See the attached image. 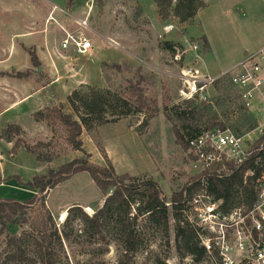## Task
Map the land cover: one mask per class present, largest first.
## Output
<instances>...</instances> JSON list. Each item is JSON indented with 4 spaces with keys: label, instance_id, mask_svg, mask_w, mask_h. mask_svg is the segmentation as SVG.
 Masks as SVG:
<instances>
[{
    "label": "rangeland",
    "instance_id": "1",
    "mask_svg": "<svg viewBox=\"0 0 264 264\" xmlns=\"http://www.w3.org/2000/svg\"><path fill=\"white\" fill-rule=\"evenodd\" d=\"M87 2L92 8L88 16V27L102 31L108 37V43L98 38L99 48L96 56L91 58L77 56L71 51L74 56L73 65L76 69L82 67V75L86 74L89 85L104 88L98 65L117 62L121 65V72L111 70L105 79L106 89L117 94L124 93L128 82H136L140 75L143 78L141 87L144 97L148 100V113H152L153 117L145 125H140L141 116H131L97 127L91 132L83 131V150L89 155L91 164L104 166L105 161L98 147L102 148L118 175L128 174L140 180L152 179L158 184L162 197L169 203L171 194L194 181L198 174L192 166L186 146L176 144L172 123L164 113L167 108L182 104L187 99L180 94L183 89L179 77L180 67L172 61V54L161 50L158 44L173 42L181 45L186 50L185 63H191L195 56L189 50V45L196 42L199 46L196 55L200 58L198 67L201 70L211 75L231 71L245 57L264 52V0H206L207 7L200 9L193 23L187 27L179 26L171 19L164 25L156 23L157 15L152 10L153 0H79L69 10L66 9L65 0H0V76L13 81L25 80L17 77V74L27 72L29 77L26 79L46 85L48 80L43 79V76L48 67L43 64L35 70L30 66L28 56V51H35L34 46L39 45L38 37L43 36V33H40L41 36L37 33L33 38H26L24 34H31L45 27L52 33L63 25L75 28V22L87 16ZM49 16L53 20L47 21ZM154 19L157 26L151 27ZM169 25L173 29L165 33L163 28ZM88 29L83 31L86 38L91 36ZM201 37L207 40L209 53L204 54L199 41ZM191 39L195 41L191 42ZM53 40L54 37L51 38ZM56 64L60 67L58 61ZM62 68L64 71L65 67ZM227 76L229 77H223L209 87L204 99L197 98L198 103L206 104L209 117H216L232 134L236 135L233 130L238 128L241 134L236 136L247 134L257 139L261 135L255 131L256 127L249 132H246V128L248 123H256L257 126L260 115L255 110L247 111L242 108L237 91L230 83L231 72ZM46 95H34L32 102L39 99L44 101ZM32 102L26 107H30ZM30 118L29 113L23 111L21 114L5 115L1 122L3 124L8 121L5 126L14 124L21 129L25 126L30 130ZM172 122L177 124L176 121ZM39 131L28 133L23 130L22 138L30 145L51 140L52 133L45 125ZM59 137L60 133L55 136V152H58V157L46 165L45 171L84 157L83 153L70 150ZM3 157L2 169L18 176L22 182L32 177L33 169L37 168L34 158L23 152L13 159L6 152ZM5 177L8 175L5 174ZM8 182L5 183L6 188H2L4 184L0 183L3 184L0 192L14 197L19 195L23 201L31 198L30 194H25L27 188L20 185L17 179L13 178L11 183L16 191L8 189ZM74 205L80 206L89 217L103 205V196L87 173L77 174L58 185L49 192L46 199V207L59 229L64 221L60 220L61 212ZM137 225L142 231L143 244L136 253L124 257V249L119 241L107 235L103 236V240L98 237L94 242H89L81 235V223L75 221L73 232L81 236H71L68 240L62 238L68 264H193L188 257L181 260L176 252L171 219L168 238L154 230H146L144 220ZM22 231L24 230L18 228L12 230L17 235ZM20 264L32 263L27 261Z\"/></svg>",
    "mask_w": 264,
    "mask_h": 264
},
{
    "label": "trees",
    "instance_id": "2",
    "mask_svg": "<svg viewBox=\"0 0 264 264\" xmlns=\"http://www.w3.org/2000/svg\"><path fill=\"white\" fill-rule=\"evenodd\" d=\"M78 1L65 0L66 9H71ZM153 2L157 17L163 24L171 19L184 27L193 23L200 9L207 7L204 0ZM199 41L204 54L209 53L210 48L205 37H201ZM158 47L172 55L176 50H182L181 45L173 42H161ZM28 56L30 66L37 70L41 64L35 51H28ZM99 68L104 80L111 70L121 72V65L117 64L101 63ZM17 77L26 79L29 74L18 73ZM142 80L139 75L136 82L129 81L126 91L122 94L111 93L109 89L80 87L66 97V104L56 99L42 110L34 112L31 119L35 123L45 125L52 133L51 140L47 142L27 144L22 138L23 130L14 124L6 125L0 131V141L11 144L8 151L11 159L23 150L37 163L51 164L58 157V152H55V136L58 133L61 141L70 150L84 154L83 158L73 159L55 169L48 168L44 173L36 174L26 182H22L15 175L4 180L0 178V183L15 178L20 185L32 191L31 198L27 201L0 199V264H20L27 261L32 264H68L63 252L62 238L68 240L71 236L81 235L89 242H94L98 237L103 240V236L109 235L120 242L124 257H127L136 253L143 244L142 231L137 228L139 221L144 220L146 230H154L168 238L170 219L174 225V244L179 258L182 260L188 257L193 264L203 262L204 251L199 246L197 232L186 219L187 202L200 189V174L178 192H173L167 203L158 184L152 179L140 180L128 174L118 175L100 147L98 148L103 155L104 166L93 165L89 162V155L83 150V131L91 132L97 127L131 116H141L140 125H145L153 117L152 113H148V100L144 97ZM207 110V105L199 104L196 97L165 110L167 120L172 123L176 144L185 145L187 150V142L199 136L202 131L215 128L226 130V126L218 122L216 117H209ZM248 124L246 132L256 127V123ZM233 132L236 135L241 134L238 128ZM260 147L264 148V132L252 145L253 154H256ZM261 159L264 161V152ZM249 168L255 169L250 162L241 166L227 164L220 172L221 177H216L215 171L212 176L206 177V188L215 199H223L225 207L239 206L242 202L251 200L253 196L250 178H247L246 184L243 183L244 173ZM80 173L89 175L103 196V205L91 217L78 205L68 208L59 229L52 213L46 207L47 196L55 187ZM255 174L257 175L258 171ZM75 221L81 223L80 236L73 232ZM15 228L24 231L19 235L14 234L12 230Z\"/></svg>",
    "mask_w": 264,
    "mask_h": 264
},
{
    "label": "built area",
    "instance_id": "3",
    "mask_svg": "<svg viewBox=\"0 0 264 264\" xmlns=\"http://www.w3.org/2000/svg\"><path fill=\"white\" fill-rule=\"evenodd\" d=\"M88 4H85L86 18L75 22L77 28L74 31L61 29L63 38L59 48L63 52L72 51L77 56L91 54L92 45L83 34L88 29V16L92 10ZM50 20H53L52 16L47 21ZM172 29L173 26H166L164 32L168 33ZM189 50L195 56L191 63H185V49L176 50L172 55V61L180 67L179 77L183 88L180 91L181 96L187 100L195 97L204 99L207 89L223 77H229L227 75L231 72L230 83L237 91L242 108L247 111L255 110L260 115L255 131L262 135L264 52L245 57L231 71L213 76L198 67V44L191 43ZM257 139L247 134L236 136L229 130L215 128L204 130L187 142V153L193 168L201 175V185L198 192L187 202L186 219L197 232L199 246L204 251V263L264 264V161L261 159L264 148L260 147L253 154L252 145ZM247 162L255 169L249 168L245 171L243 183L246 184L247 178H250L253 196L239 206L227 208L223 199H215L207 190L204 180L215 172L216 177H221L220 172L227 164L241 166Z\"/></svg>",
    "mask_w": 264,
    "mask_h": 264
},
{
    "label": "crops",
    "instance_id": "4",
    "mask_svg": "<svg viewBox=\"0 0 264 264\" xmlns=\"http://www.w3.org/2000/svg\"><path fill=\"white\" fill-rule=\"evenodd\" d=\"M206 1V0H204ZM142 7L144 6L143 4L141 5ZM145 8V7H143ZM152 10L154 14H156V7L153 5ZM157 15V14H156ZM70 19V18H69ZM77 20V19H75ZM74 21V19H73ZM156 23L163 24L159 18L157 17ZM155 24V19L153 22L151 21V27H154ZM164 25V24H163ZM157 26V25H156ZM164 27V26H163ZM187 27V26H186ZM77 27H65L59 26L58 31H55V33H52L45 27V29L38 30L36 32H32L31 34H24L26 38H33L34 36L37 35V33L40 35V33H43V36L38 37V42L39 45L34 46L35 48V53L38 57V60L43 66V64H46L45 66L48 67L47 73L43 76V79H47L48 82L46 85L41 84L39 81H35L33 79H25V80H17L13 81L10 78L7 77H1L0 76V122L3 121L1 120L3 116L11 114V113H17L21 114L23 111L28 112L30 117L31 115L39 110H42L43 108L47 107L51 101H55L56 99L65 104L66 97L75 89H78L80 87H86V86H91L86 82V74L82 75V67H79L76 69V67L73 65L74 61L72 58H74L73 54L71 52H63L59 48V41L63 38V32L61 29L64 31H74ZM90 31V38H87L91 45H92V51L91 54L88 56L86 55L85 57H95L96 56V51L98 50V38H102L104 41L108 43V37L102 34V31H95L92 27H88ZM164 29V28H163ZM21 36V35H19ZM30 36V37H29ZM57 36H60L58 39H56ZM54 37V40L51 41V38ZM125 60V59H123ZM28 61V59H26ZM58 61V64L60 67L56 64ZM109 63V62H107ZM118 65L117 62H113ZM29 63L27 62V65ZM65 67L64 71L62 66ZM76 65V64H75ZM99 68V65H98ZM100 70V68H99ZM101 73V78L104 81V88L100 89H106L105 87V80L103 78V74L100 70ZM222 73V72H221ZM219 73V74H221ZM224 73V72H223ZM217 74V75H219ZM213 75V76H217ZM93 87V86H91ZM46 93V98L43 100H35L32 102V99L34 95H40ZM32 102L30 107H26V105ZM24 109V110H23ZM8 121H5L0 123V130L7 124ZM4 125V126H3ZM43 124L39 123H34L31 118H30V130H27L25 126L22 127L24 132H35L38 130H42ZM25 129L27 131H25ZM39 131V132H40ZM31 132V133H32ZM30 133V134H31ZM11 148V144L6 143L4 141H0V178L2 180L6 179L4 178V175L12 176L13 173H7L5 170L2 169V163H3V156L4 153L6 152V155L8 151ZM27 154L23 150H20L17 155H22ZM29 155V154H28ZM107 155H109V152H107ZM31 156V155H30ZM32 157V156H31ZM37 168L35 170L33 169L34 172H32V176L36 174H42L45 172V168L47 167V164H40L35 161ZM31 178V176L28 178V180ZM27 179V178H26ZM7 182H3L4 187L6 188L7 185H5ZM9 188L10 190L16 191V187L12 186V180L9 182ZM1 188V187H0ZM27 193L25 194H32V191L26 190ZM5 192H0V199L4 198H14L18 201H23V198L19 195L17 196H9ZM67 208H65L66 210ZM63 210L62 212H65ZM61 212V213H62Z\"/></svg>",
    "mask_w": 264,
    "mask_h": 264
},
{
    "label": "bare ground",
    "instance_id": "5",
    "mask_svg": "<svg viewBox=\"0 0 264 264\" xmlns=\"http://www.w3.org/2000/svg\"><path fill=\"white\" fill-rule=\"evenodd\" d=\"M65 216H66V213H65V212H62V213L60 214V220L63 221L64 218H65Z\"/></svg>",
    "mask_w": 264,
    "mask_h": 264
},
{
    "label": "water",
    "instance_id": "6",
    "mask_svg": "<svg viewBox=\"0 0 264 264\" xmlns=\"http://www.w3.org/2000/svg\"><path fill=\"white\" fill-rule=\"evenodd\" d=\"M38 71H39V69H38Z\"/></svg>",
    "mask_w": 264,
    "mask_h": 264
}]
</instances>
